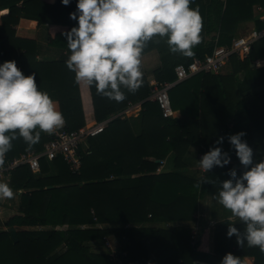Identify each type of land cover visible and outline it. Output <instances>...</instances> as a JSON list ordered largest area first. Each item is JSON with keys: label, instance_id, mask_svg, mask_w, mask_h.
<instances>
[{"label": "trees", "instance_id": "obj_1", "mask_svg": "<svg viewBox=\"0 0 264 264\" xmlns=\"http://www.w3.org/2000/svg\"><path fill=\"white\" fill-rule=\"evenodd\" d=\"M197 6L203 23L201 41L194 46L193 56L170 52L166 36L155 35L146 43L142 54L151 50L159 54L160 65L153 70L158 83L174 80L175 65L187 64L195 56L203 57L211 52L215 43L230 44L232 38L238 36V24L253 20L256 28L263 26L258 20L256 7L264 9V0H192L190 7ZM0 7L9 10L1 17L0 62L14 59L23 74L35 73L38 87L57 101L67 129L83 126L85 118L79 84L75 82L74 73L65 65L67 56L38 60L37 41L17 36L14 28L20 18H25L37 21L38 26L56 24L69 29L76 24L75 20L69 18V13L75 10L76 0H70L67 6L61 0H55L52 4L42 0H0ZM212 32H217L214 42L213 38L206 40V36ZM48 45L68 50L61 32L49 37ZM261 58H264V38L252 45L250 54L244 59L231 56L228 62L230 72L227 75L199 73L171 88L181 95L179 101L169 97L172 109L220 131L224 140L219 146L231 157L227 165H213L200 177L181 173L191 163L188 160L189 149L192 146L198 147L200 139H195L191 132L182 131L180 119L163 116L158 103L149 98L151 86L145 76L142 86L135 93L121 86L126 98L119 103L97 93L94 83L88 86L96 122L108 118L110 120L103 132L86 140L90 144L87 150H83L82 146L78 149L82 161L79 174L70 172L61 157L53 160L42 158L37 173L26 165L18 166L26 169L27 176L22 179L15 175L10 187L25 191L20 194L17 212L7 220H0V226L7 228L0 231V264H116L107 254L92 253L84 243L90 240L103 241L109 231L79 227L57 230L56 227L108 221H193L200 200L217 195L222 180L231 178L235 182L246 170L228 141L229 135L243 130L245 135L241 139L253 148V163L264 158V88L252 92L257 87H263L264 80L258 81L250 74L252 68H257L251 67V63ZM262 67L264 65L259 68ZM129 103H140L137 117H126L122 113ZM135 120L140 126L138 135L133 132L132 123ZM188 124L185 119L184 128ZM37 131L40 132L39 141L29 146L16 130V138L11 141L12 148L5 154L4 162L18 157L25 148L41 150L47 136L38 127L32 130L33 134ZM218 136L216 132L210 138L217 139ZM214 146L217 145L208 143L205 148L198 149H204L205 153ZM170 152L174 153L175 170L131 176L142 173L146 168L154 172L158 163L147 158L163 159ZM98 165L105 167L108 173L128 176L116 178L118 187L105 188V182H99L97 178L100 176L96 177L98 174L92 172ZM231 169L236 170L235 178L230 176ZM92 179H97V182H86ZM100 183L103 187L98 188L96 184ZM31 226H49L50 229L16 230ZM10 227L15 228L17 241L12 239L8 231ZM235 227L243 239L246 223ZM227 228L223 224L214 226L212 254L197 250L203 227L195 232V237L190 228L182 226L171 230L157 227L113 230L121 247L126 249L125 255L120 253L116 258L121 264H141L139 257L126 248L130 236L139 234L163 238L167 242L163 245L159 243L162 245L160 251L147 264L210 263L213 256L222 258L228 252L238 256L241 264L245 256H252L253 264H264V253L258 247H249L246 239L243 245L238 244L237 234L226 236ZM120 233L126 234L125 240L119 236ZM193 239L195 241L191 244Z\"/></svg>", "mask_w": 264, "mask_h": 264}, {"label": "clouds", "instance_id": "obj_2", "mask_svg": "<svg viewBox=\"0 0 264 264\" xmlns=\"http://www.w3.org/2000/svg\"><path fill=\"white\" fill-rule=\"evenodd\" d=\"M67 6L70 0H61ZM192 0H76L69 18L76 24L62 30L69 55L66 67L74 73L77 84L89 87L116 102L126 96L121 86L135 93L143 84L141 56L153 36L167 37L170 52L191 57L201 41L202 17L199 7H190ZM261 67V61L256 62ZM65 119L50 94L38 87L35 73L23 74L14 59L0 62V166L12 148L16 130L29 146L40 139L39 128L53 134L64 126ZM7 133H12L11 135ZM243 130L228 136L239 162L246 167L242 176L221 182L217 200L232 216L246 223L242 239L235 226L229 225L226 236L237 234V243L244 239L249 247L264 253V158L253 163V148L242 140ZM218 136L199 160V168L208 172L213 165L223 167L231 157L219 146ZM230 176H237L230 170ZM15 195L6 182L0 181V199ZM220 264H241L238 256L225 253Z\"/></svg>", "mask_w": 264, "mask_h": 264}, {"label": "crops", "instance_id": "obj_3", "mask_svg": "<svg viewBox=\"0 0 264 264\" xmlns=\"http://www.w3.org/2000/svg\"><path fill=\"white\" fill-rule=\"evenodd\" d=\"M45 3L52 4L55 2V0H42ZM20 6V3L17 4ZM262 8V7H261ZM0 11H3V14H0V24H1V17L6 15L8 13V8H1ZM250 25V28L254 26V21H246L244 24ZM28 25L31 27H28ZM16 35L19 37H25V38H33L37 41L38 43V48H39V53L37 57H39L41 60L45 59H57L59 58L62 53L66 54L67 51L54 48L48 45L47 41L49 37H54V35L57 32H61L62 30H67V26H62V25H37V21L35 20H30V19H25V18H20L19 22L16 26H14ZM249 28V29H250ZM210 38H213V42L216 41L217 39V32H212L211 34L206 36V40H210ZM261 40V39H260ZM56 53V55H54ZM142 59H147L151 61V65H147L146 67V73L145 76L147 79H153L155 80L153 76V70H155L157 67L160 65V61L158 60V57L154 54L153 56L149 54L142 55ZM256 66V65H255ZM223 68V67H222ZM144 71V70H143ZM229 72H223L219 75H227ZM218 74V73H217ZM156 81V80H155ZM157 82V81H156ZM80 88V97H81V104H82V109L84 112V117L85 121L90 123L92 121H95L94 119V114H93V106H92V101H91V96L89 92V87L83 83L79 84ZM55 101V100H54ZM57 103V101H55ZM58 105V103H57ZM59 108V106H58ZM140 108V107H139ZM140 109L134 110V112L128 111L125 113L126 117L132 116V117H137ZM181 121V127L182 131L186 132H191L192 135L194 136L195 139H200L198 141V147L200 148H205V145L208 143H214L216 139L210 138L212 133H219V136L222 135V133L215 128L211 127L210 125L200 121L197 118L190 117V116H185L180 114L179 110H174V116ZM187 119L188 121V127L184 128L183 126V121ZM133 127V132L135 135H138L140 132V126L138 125V122L135 120L132 123ZM45 133V132H44ZM89 142L84 141L81 146L82 149L87 150L89 147ZM197 146H192L189 151H188V160L191 162L187 166H185L184 170L181 171V173L191 176V177H200L202 176L205 172L199 168V160L201 159L200 154L204 153L203 150L200 151ZM29 150H34L33 148H25L24 151H21V153H24ZM144 159L146 157H143ZM142 158V159H143ZM147 160H154L156 162V159H153L152 157H148ZM160 161H157V169L154 172H150L149 169H144L142 173H135L132 174L131 176H139V175H148V174H162V173H167L175 170L174 166V153L170 152L165 158L163 159H158ZM105 167L98 165V168L93 170L97 176L100 178V181H104V187H118L119 184L116 182V178L119 177L121 178L122 176H128V175H117L114 173H108L107 170H105ZM26 169L18 167L11 172H9L4 178L0 179L2 182H6L9 185L12 184L14 176L16 175V178H26ZM109 175V176H108ZM97 179H92L86 181L87 183L94 184L97 182ZM99 187H103L102 183L96 184ZM96 186V187H97ZM15 195L11 199H0V208L3 211H10L12 210H18V204H19V197L22 192L25 190L18 189V190H13ZM217 195L215 196H206L202 201H199L198 205V210L194 214V220L193 221H186V222H150V221H144L141 223H124V222H112L108 221L105 223H90V224H81V225H64V226H57V230L61 229H73V228H95V229H100V230H107L109 231L107 235L104 236L103 241H85L84 243L89 247L90 251L92 253L96 254H109L113 253L114 257H118V254L125 255L126 254V249H123L121 245L119 244L117 238H116V232L113 230H128V229H140V228H149V227H157V228H165V229H173L178 226L190 228L191 233L194 231H200V228L203 227V233L199 236L200 239V245L197 247V250L205 252V253H210L212 254L213 250V229L214 226L217 224H223L225 226H237L239 224H244L239 217H234L232 216L230 210L225 209L222 205L219 204L217 200ZM34 229H44L48 230L50 229L49 226H31ZM26 228V227H24ZM19 228H16L18 230ZM126 234H119V236L122 238V240H125ZM197 235V233H196ZM109 242L111 246L106 245V240ZM195 239V238H194ZM191 240V244L194 243L195 240ZM163 245V243L167 244L166 239L163 238H156L153 236H145V235H139V234H133L130 236L129 241L126 244L127 250L131 251L132 254H135L136 256L139 257L140 263L141 264H147L151 261V258L154 257L157 252L160 251V247ZM222 258L213 256L212 260L210 263H205L201 261H195V264H220ZM243 264H253V257L252 256H245L243 257Z\"/></svg>", "mask_w": 264, "mask_h": 264}, {"label": "built area", "instance_id": "obj_4", "mask_svg": "<svg viewBox=\"0 0 264 264\" xmlns=\"http://www.w3.org/2000/svg\"><path fill=\"white\" fill-rule=\"evenodd\" d=\"M258 12V20L263 23L262 28L251 27L245 34H240L232 38L230 44L218 45L215 43L210 53L203 57H193L187 64L179 63L175 65V79L158 83L154 80L150 81L151 94L149 98L156 101L162 110L165 117H173L174 110L170 105L169 90L176 84L199 73H219L220 69L225 66L231 56L235 55L239 59H244L251 52L252 45L264 38V9L260 6L256 7ZM261 61V66L264 65V58L256 59L253 63L256 65L257 61ZM140 103H129L127 108L122 113H127L131 110L140 109ZM110 119H105L100 122L93 121L92 123L85 122V124L77 129H67L66 122L64 126L57 129L53 134L45 133L47 140L44 142L41 150H29L21 153L18 157L13 158L9 162H4L0 166V179L4 178L14 168L26 165L34 172H39V162L42 158L53 160L61 157L66 162L70 172L79 174L82 161L78 153L81 144L89 137H95L107 126ZM203 154H200L202 157ZM160 161V160H159ZM193 237L195 232L193 231ZM116 264H121L120 260H116L113 253L108 254Z\"/></svg>", "mask_w": 264, "mask_h": 264}, {"label": "rangeland", "instance_id": "obj_5", "mask_svg": "<svg viewBox=\"0 0 264 264\" xmlns=\"http://www.w3.org/2000/svg\"><path fill=\"white\" fill-rule=\"evenodd\" d=\"M28 27H30L29 25H28ZM31 28V27H30ZM249 28H250V25H247L246 23L244 24H238V27H237V31H236V35H240V34H245L248 30H249ZM33 39V38H32ZM47 43H48V41H47ZM66 51H67V53L66 54H63L62 53V55H65V56H68L69 55V52H68V50L66 49ZM151 54L152 56L155 54L157 57H158V60L160 61V59H159V54H158V52L156 51V50H151V51H149V52H147V53H145L146 55L147 54ZM145 54H142V55H145ZM38 55V54H37ZM54 55H56V53L54 54ZM37 59L39 60L40 58L39 57H37ZM41 60V59H40ZM45 60H52V59H45ZM141 61H142V63H141V69H142V72H144V73H146L145 71V69H146V67L145 66H149V65H151V61H149V60H147V59H142V56H141ZM229 65H228V63L225 65V66H223V68H221L220 69V71H219V73L218 74H221V73H223V72H230V70H229ZM144 70V71H143ZM143 73V76H145V74ZM250 74L251 75H253V77L254 78H256V79H258V81H260L261 79H263L264 80V67H262V68H256V69H254V68H252V71H250ZM146 77V76H145ZM153 79H147V81H148V84L150 85V81H152ZM155 81V80H154ZM173 88V87H172ZM264 88V86L263 87H257L255 90H253L252 92H254V91H259V90H261V89H263ZM79 91H80V88H79ZM168 94H169V97H171V99H174L175 98V100L176 101H179L180 100V97H181V95H180V93L177 91V90H174V89H170L169 90V92H168ZM181 102V101H180ZM179 102V103H180ZM132 112H134V111H132ZM84 113V112H83ZM85 118V117H84ZM95 119V118H94ZM96 121V120H95ZM86 122V121H85ZM93 122V121H92ZM92 122H90V123H92ZM89 123V124H90ZM88 160V159H87ZM87 160H86V166H87ZM17 211L16 210H14V212L12 211V210H10L9 212L8 211H2L1 210V208H0V220H7L10 216H12L13 214H15ZM37 227H40V226H37ZM5 229H7L6 227L4 228V227H2V226H0V231L1 230H5ZM19 230H35L33 227H26V228H23V227H21V228H19ZM39 230V229H38ZM40 230H43L42 228H40ZM106 242V245L107 246H111L110 244H109V242L107 241V239L105 240ZM112 253V252H111ZM115 259L117 260V258L115 257Z\"/></svg>", "mask_w": 264, "mask_h": 264}, {"label": "water", "instance_id": "obj_6", "mask_svg": "<svg viewBox=\"0 0 264 264\" xmlns=\"http://www.w3.org/2000/svg\"><path fill=\"white\" fill-rule=\"evenodd\" d=\"M254 66H255V64H254V63H251V67H254ZM157 161H159V160L156 159V162H157ZM8 231H9V233H10L12 239H13L14 241H17V235H16L15 228H14V227H10V228L8 229Z\"/></svg>", "mask_w": 264, "mask_h": 264}]
</instances>
